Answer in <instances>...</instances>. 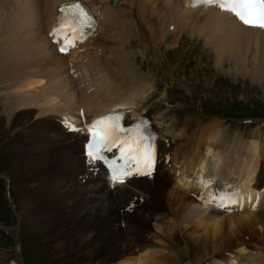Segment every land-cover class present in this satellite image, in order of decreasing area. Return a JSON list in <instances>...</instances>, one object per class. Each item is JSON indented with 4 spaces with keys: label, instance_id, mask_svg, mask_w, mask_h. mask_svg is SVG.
<instances>
[{
    "label": "bare ground",
    "instance_id": "obj_1",
    "mask_svg": "<svg viewBox=\"0 0 264 264\" xmlns=\"http://www.w3.org/2000/svg\"><path fill=\"white\" fill-rule=\"evenodd\" d=\"M69 1L0 0V103L19 167L15 182L37 224L49 232L60 263L162 264L170 252L181 264L182 251L191 258L186 264L208 255L218 258L212 264L261 263L262 242L258 249L247 243L220 252L209 248L207 238H217L226 219L229 245L240 234L264 233L259 140H229L218 121L198 118L179 92L169 95L171 84L160 88L157 73L144 72V60L136 63L135 52L127 49L136 36L143 56L151 50L155 62L161 59L159 39L168 37L164 48L170 49L188 32L211 47L219 66L227 61L242 76L264 79V61L247 56L264 44V29L245 26L214 6L193 8L189 0H119L117 7L111 0H85L98 15L97 25L61 54V42L49 33L60 3ZM120 106L127 108V123L142 115L153 120L158 169L114 183L98 161L87 162L84 136L71 132L62 118L91 121ZM226 193L239 195L224 207L219 199ZM165 218L168 223L155 231ZM194 222L200 230L193 225L188 231Z\"/></svg>",
    "mask_w": 264,
    "mask_h": 264
},
{
    "label": "rangeland",
    "instance_id": "obj_2",
    "mask_svg": "<svg viewBox=\"0 0 264 264\" xmlns=\"http://www.w3.org/2000/svg\"><path fill=\"white\" fill-rule=\"evenodd\" d=\"M110 7L113 8L111 5ZM183 34L180 37L181 39L178 45L170 49H165V44L159 39L156 43V47H158L157 53L158 55L163 53L162 56L164 57L162 59H156L155 62L151 50L149 52L148 50L146 51L147 56L144 57L142 55L143 45L138 44V38L136 36L132 38L135 46L127 50H133L135 55L139 56L140 59H137L136 63H139L141 59L144 60V72H147L150 68H154L155 70L159 69L162 74L169 76H172L171 73L174 72L176 74L177 88L182 91L179 92L180 96L185 97L184 102L194 110L198 118L206 119V121H218L221 131L230 140L239 134L241 137L243 134L244 139L248 142L249 140L260 139L261 141L259 140V142L261 147H263L261 152L264 153V119H261L264 118V79H253L249 73L245 75L246 77L242 76L236 73L227 61L223 67L219 66L216 61L215 52H213L211 47L205 45L202 38H191L188 32H184ZM252 55H257V58H261V61H264V44L259 47H252L247 56ZM164 70L168 73H165ZM179 72L180 74H178ZM181 79L184 81H181ZM173 80L174 77L169 79V81ZM151 82V85H154V80H151ZM159 83L161 84V81ZM174 91L177 90L170 86L167 93L170 95L169 92ZM244 116H249L248 118L253 119L245 120L237 118ZM8 122L9 120L3 114L0 103V168L12 178L11 191L12 197H14L12 200L17 204L16 212H12L9 206L11 198H7L5 195L7 189L5 188L3 179L0 178V264H21L14 260V258L17 259V252L14 246L15 241H12L2 226L7 227L6 229L8 230L6 231H10L11 233L17 232V234L23 237L26 264H62L60 263V259H58V255L52 249L49 232L44 226L37 224V220L30 213V209L23 198L22 189L15 182L18 177L19 167L14 162L16 157L15 147L10 143L12 133L9 130L10 124L8 125ZM261 159L264 162L263 156H261ZM261 172H264V170L260 171L257 187L264 189V181L260 178L263 176ZM259 206V210H264V197ZM259 213L264 214V211H259ZM242 214H244L243 211L235 215L239 216ZM17 217L19 218V223H17ZM230 221L226 219V229L222 227L223 230L221 229L222 231L217 238L212 239L211 234L207 236L209 239V248L214 245V247L219 248L220 252H223L226 250V247L233 248L228 250L233 251L240 244L246 245L249 243L250 249H258V246H262L261 242L264 244V233L260 232V234H240L235 236L236 244L229 245L225 234H227L226 231L230 226ZM193 225L195 229L200 230L196 227V222H194L191 226H188V231H194ZM180 254L182 257L178 261H181V264L189 263L188 259L190 257L187 258V255L183 254V251ZM252 254L249 253V255ZM165 256L168 258L162 264H176L170 258V252L166 253ZM215 259L218 258H213L211 261L208 255L199 264H212ZM256 262L258 263V260ZM262 263H264V259L258 264Z\"/></svg>",
    "mask_w": 264,
    "mask_h": 264
},
{
    "label": "snow or ice",
    "instance_id": "obj_3",
    "mask_svg": "<svg viewBox=\"0 0 264 264\" xmlns=\"http://www.w3.org/2000/svg\"><path fill=\"white\" fill-rule=\"evenodd\" d=\"M207 3H218L219 0H204ZM222 8H227L232 13L235 14L244 24L249 26H256L264 28V0H225L221 3ZM66 8L75 9L76 11L72 13L73 16L83 19H90L87 14L81 9L78 0H73L71 5H66ZM61 11H64L62 8ZM65 27H68L64 21L61 19V25L56 31H62ZM70 31H75L73 28H69ZM61 51H66L65 47L60 49ZM119 115H108L102 117L100 120L93 122L89 125V130L91 133L89 143L86 146L85 155L87 157L88 163H95L97 161H104L109 164L111 168V180L119 183H124L125 179L132 175L131 169H120L115 165L114 162L108 161L105 156V151H111L113 147H118L121 151L122 158L125 152L129 153L127 157L139 165L141 160L144 162L145 167L151 169L153 166V146L151 144L145 143V137H143L142 132H140L139 126H137L138 135L130 142L127 139L121 138L118 133H125L128 130L122 129L119 126ZM66 126L71 131H79L70 122H66ZM102 128L101 131L97 129ZM135 174L139 175H150V171L140 172L137 170ZM217 194H213V200H215ZM238 193H226L220 196L221 206L227 207L224 203L226 199H231L232 202H236L238 199ZM203 197H201L202 199ZM213 202V201H209Z\"/></svg>",
    "mask_w": 264,
    "mask_h": 264
}]
</instances>
